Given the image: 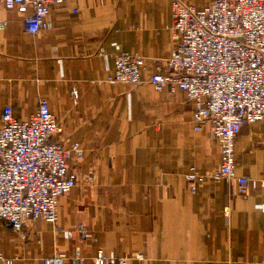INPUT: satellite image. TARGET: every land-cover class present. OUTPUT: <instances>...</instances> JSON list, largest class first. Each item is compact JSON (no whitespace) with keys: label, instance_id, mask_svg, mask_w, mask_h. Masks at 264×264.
Here are the masks:
<instances>
[{"label":"crops","instance_id":"1","mask_svg":"<svg viewBox=\"0 0 264 264\" xmlns=\"http://www.w3.org/2000/svg\"><path fill=\"white\" fill-rule=\"evenodd\" d=\"M24 16L0 2V127L7 106L25 121L48 99L56 139L84 149L70 162L77 184L58 200V225L84 224L88 236L57 234L42 218L20 230L0 221V264H43L76 248L85 264L99 249L113 264L139 254L143 264H264V185L242 194L235 181L207 180L192 192L186 174L217 170L221 144L210 125L195 130L185 92L149 82L178 40L171 1L66 0L37 34ZM125 52L144 58L138 85L112 80ZM235 157L238 176L264 181V120L242 127Z\"/></svg>","mask_w":264,"mask_h":264},{"label":"built area","instance_id":"2","mask_svg":"<svg viewBox=\"0 0 264 264\" xmlns=\"http://www.w3.org/2000/svg\"><path fill=\"white\" fill-rule=\"evenodd\" d=\"M65 1L0 0L7 9L25 15V28L32 34L50 29L52 6ZM170 1L178 40L165 62L167 70L159 67L149 82L158 91L185 92L194 104L195 130L210 125L222 148L217 170L199 172L191 167L186 174L189 189L195 192L207 180H229L246 194L249 188L264 185L235 171L236 137L245 124L264 120V0H206L203 5ZM143 61L127 52L117 55L112 80L140 84ZM71 98L79 101L78 90L71 91ZM1 120L0 221L20 230L27 220L42 218L55 226L57 234L72 238L77 232L85 240L84 224L66 231L58 225V200L77 184L70 162L82 159L84 149L78 142L67 147L56 139L59 124L45 97L28 120H18L11 106L4 109ZM86 260L76 248L71 256L58 252L45 257L43 264H85ZM144 260L143 254L120 256L117 263L143 264ZM113 261L103 249L94 258L95 264Z\"/></svg>","mask_w":264,"mask_h":264}]
</instances>
